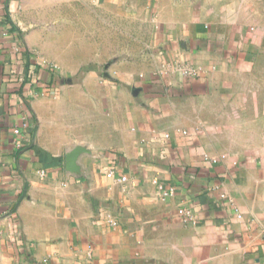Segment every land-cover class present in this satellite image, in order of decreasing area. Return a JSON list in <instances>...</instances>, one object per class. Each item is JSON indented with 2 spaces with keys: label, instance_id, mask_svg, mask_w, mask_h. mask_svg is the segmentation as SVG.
<instances>
[{
  "label": "crops",
  "instance_id": "1",
  "mask_svg": "<svg viewBox=\"0 0 264 264\" xmlns=\"http://www.w3.org/2000/svg\"><path fill=\"white\" fill-rule=\"evenodd\" d=\"M261 12L0 0V264H264Z\"/></svg>",
  "mask_w": 264,
  "mask_h": 264
},
{
  "label": "water",
  "instance_id": "2",
  "mask_svg": "<svg viewBox=\"0 0 264 264\" xmlns=\"http://www.w3.org/2000/svg\"><path fill=\"white\" fill-rule=\"evenodd\" d=\"M79 147H75L74 149L70 150L66 155H65V162H66V167L69 170H75L76 168V158L80 152Z\"/></svg>",
  "mask_w": 264,
  "mask_h": 264
},
{
  "label": "built area",
  "instance_id": "3",
  "mask_svg": "<svg viewBox=\"0 0 264 264\" xmlns=\"http://www.w3.org/2000/svg\"><path fill=\"white\" fill-rule=\"evenodd\" d=\"M186 72H187L189 75H195V74L197 73V70L194 69V68H186ZM13 133H14V135L18 136V134H19V130H18L17 128L14 129ZM17 146H20V144L17 143ZM172 192H173L172 189H169V191L162 190V197H165V196L171 194ZM180 213L183 214V215L188 216L183 210H181ZM188 217H189V216H188ZM189 218H190V217H189ZM14 239H15V238H14Z\"/></svg>",
  "mask_w": 264,
  "mask_h": 264
},
{
  "label": "rangeland",
  "instance_id": "4",
  "mask_svg": "<svg viewBox=\"0 0 264 264\" xmlns=\"http://www.w3.org/2000/svg\"><path fill=\"white\" fill-rule=\"evenodd\" d=\"M253 1H255V0H253ZM261 13H264V12H261Z\"/></svg>",
  "mask_w": 264,
  "mask_h": 264
}]
</instances>
